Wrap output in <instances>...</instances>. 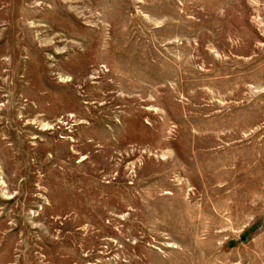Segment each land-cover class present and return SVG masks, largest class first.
<instances>
[{
    "label": "rangeland",
    "instance_id": "1",
    "mask_svg": "<svg viewBox=\"0 0 264 264\" xmlns=\"http://www.w3.org/2000/svg\"><path fill=\"white\" fill-rule=\"evenodd\" d=\"M0 264H264V0H0Z\"/></svg>",
    "mask_w": 264,
    "mask_h": 264
}]
</instances>
